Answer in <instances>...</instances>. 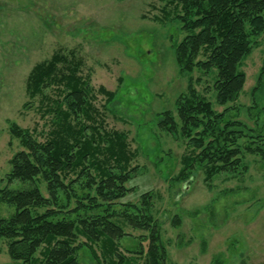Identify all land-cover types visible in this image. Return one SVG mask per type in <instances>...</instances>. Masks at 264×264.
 I'll return each instance as SVG.
<instances>
[{"label": "rangeland", "instance_id": "374dc122", "mask_svg": "<svg viewBox=\"0 0 264 264\" xmlns=\"http://www.w3.org/2000/svg\"><path fill=\"white\" fill-rule=\"evenodd\" d=\"M164 6L159 0H0V188L7 185L10 160L22 149L11 128L43 129L48 122L38 111L39 98L29 103L28 76L37 64L66 54L82 61V74L94 88L118 94L110 107L101 94L95 102L105 128L126 132L138 154L129 191L115 209L122 213L126 203L142 206L143 195L152 193L146 203L160 226L165 264H264L262 155L245 152L236 170L207 181L205 164L184 170L191 139L160 128L161 114L175 112L178 98L189 92L190 79L175 61V46L185 34L177 21H165ZM254 41L256 48L242 65L244 90L228 104L226 120L264 134V34ZM214 76L195 70L192 85L222 112ZM252 141L244 138L239 144L244 149ZM256 142L253 147L264 149V142ZM30 186L14 181L9 187ZM42 191L48 195L45 186ZM14 212V207L0 205V217L8 219ZM126 232L121 250L147 264L140 254L148 245L146 232L131 227ZM78 260L97 264L89 247L79 251ZM0 264H15L7 241L0 246Z\"/></svg>", "mask_w": 264, "mask_h": 264}, {"label": "trees", "instance_id": "16d2710c", "mask_svg": "<svg viewBox=\"0 0 264 264\" xmlns=\"http://www.w3.org/2000/svg\"><path fill=\"white\" fill-rule=\"evenodd\" d=\"M159 1L165 3V21H177L185 34L175 46V61L180 73L190 76L189 92L178 98L175 112L161 114L159 123L164 131L191 139L193 149L182 160L184 170L205 164L211 181L236 170L245 152L264 158V149L253 147L256 141L264 142V134L226 120L228 104L244 90L242 65L256 48L254 39L264 34V0ZM82 66L75 57L56 53L28 76L29 103L39 98L38 111L48 122L43 129L14 124L10 130L22 149L10 160L7 185L0 188V205L15 208L10 218L0 217V246L7 241L15 264H79L84 247L97 264H138L120 248L131 227L146 232L148 245L140 253L146 263L165 264L160 226L146 203L152 193L143 195L142 206L126 203L122 213L115 209V202L129 191L138 154L126 132L105 128V116L95 105L98 94L106 97L108 107L118 94L94 88ZM195 70L215 74L216 104L225 108L222 112L193 88ZM244 138L253 141L243 149L239 141ZM14 181L31 186L13 190L9 186Z\"/></svg>", "mask_w": 264, "mask_h": 264}]
</instances>
